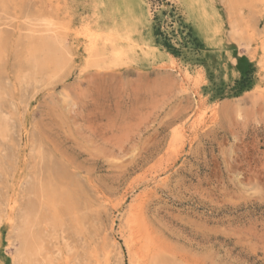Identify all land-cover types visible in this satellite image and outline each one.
<instances>
[{"label":"rangeland","instance_id":"obj_1","mask_svg":"<svg viewBox=\"0 0 264 264\" xmlns=\"http://www.w3.org/2000/svg\"><path fill=\"white\" fill-rule=\"evenodd\" d=\"M190 1L0 0V264H264V0Z\"/></svg>","mask_w":264,"mask_h":264},{"label":"bare ground","instance_id":"obj_2","mask_svg":"<svg viewBox=\"0 0 264 264\" xmlns=\"http://www.w3.org/2000/svg\"><path fill=\"white\" fill-rule=\"evenodd\" d=\"M192 1V0H191ZM190 1V2H191ZM194 1V0H193ZM201 2H203V1H201ZM196 3H197V1H196ZM101 4V3H100ZM103 4V3H102ZM187 5V4H186ZM121 6V5H120ZM201 6V5H200ZM203 6V5H202ZM197 7V6H196ZM124 8V7H123ZM200 8V7H199ZM127 9H128V7H127ZM130 9V8H129ZM146 9V8H145ZM197 9V8H196ZM203 9H205V8H203ZM122 10V9H121ZM132 10V9H131ZM130 10V11H131ZM124 12V11H123ZM118 13V12H117ZM202 14H203V12H201ZM202 14H200V16L202 15ZM123 15V14H122ZM199 16V15H198ZM199 16V17H200ZM112 17V16H111ZM119 17V16H118ZM125 17V16H124ZM124 17H121V18H123L122 20L125 22V18ZM205 17V16H204ZM210 17V16H209ZM209 17H208V19L207 20H209ZM114 18V17H113ZM45 19L46 20H48L47 18H44L43 19V21L45 22V23H47V21H45ZM134 19V18H133ZM136 19V18H135ZM134 19V20H135ZM146 19H148V18H146ZM205 19V18H204ZM136 20H138V17H137V19ZM206 20V19H205ZM50 21V20H49ZM83 21V20H82ZM128 21V20H127ZM51 22H53V21H51ZM59 22V21H58ZM136 22H138V21H136ZM41 23V22H40ZM130 23V22H129ZM139 23V22H138ZM53 24V23H52ZM121 24V23H120ZM122 24H123V22H122ZM51 27H52V25L51 24H49ZM49 25H44L45 27L47 26V28H48V26ZM62 25H63V23H62ZM117 25V24H116ZM129 25V24H128ZM131 25V24H130ZM54 26V25H53ZM57 26H60V25H57ZM68 26H70V25H67V27ZM83 26H85V25H83ZM120 26V25H119ZM126 26V25H125ZM124 26V27H125ZM44 27V28H45ZM56 27V26H55ZM54 27V28H55ZM117 27V26H116ZM127 27V26H126ZM125 27V28H126ZM131 27H132V25H131ZM57 28V27H56ZM55 28V29H56ZM69 28V27H68ZM85 28V27H84ZM83 28V29H84ZM121 28V27H120ZM128 28V27H127ZM207 28H209V27H207ZM46 29V28H45ZM51 29V28H50ZM63 29V28H62ZM61 29V30H62ZM82 29V28H81ZM93 29V28H92ZM92 29H90V28H85L84 30H78V31H82V32H80L79 34H80V36L82 35V37L87 41V42H89V44H90V46L92 45V47H93V45L95 44V43H97V41L99 42V39H103L101 36H100V33L98 32V31H96L95 30V28H94V30H92ZM110 29V28H109ZM111 29L113 30V27L111 26ZM123 29V28H122ZM129 29V28H128ZM56 30H58V28L56 29ZM60 30V29H59ZM100 30V29H99ZM106 30H108V29H106ZM125 30V31H124ZM124 30H122L123 31V33L124 32H126V29H124ZM210 30V29H209ZM43 31H45V30H43ZM46 31H48V30H46ZM51 31V30H50ZM77 31V30H76ZM104 31V30H103ZM102 31V32H103ZM114 31H115V29H114ZM131 31V30H130ZM53 32H54V30H53ZM58 32V31H57ZM56 32V33H57ZM69 32V31H68ZM101 32V31H100ZM112 32V31H111ZM121 34H123L121 31H119ZM59 33H60V31H59ZM63 33V32H62ZM73 33V32H72ZM110 33V32H109ZM113 33H115V32H112V34L111 35H109L108 36V38H106V39H108V41L109 42H111V43H113V42H116V40L118 39V36H116V34L115 35H113ZM131 33V32H130ZM65 34V33H64ZM75 34V33H74ZM132 34V33H131ZM131 34H129V35H131ZM216 34V33H215ZM63 34H61L60 36H62ZM76 35V34H75ZM120 35V34H119ZM67 36V35H66ZM123 36V35H122ZM131 37V36H130ZM45 38V37H44ZM117 38V39H116ZM78 39V38H77ZM84 39H83V44L82 45H84ZM121 39V38H120ZM47 40V39H46ZM61 40V39H60ZM59 40V42H60V44H61V41ZM133 40V39H132ZM49 41V40H48ZM63 41V40H62ZM65 41V40H64ZM107 41V40H106ZM128 41H130L129 39H128ZM128 41H125V42H128ZM139 41V40H138ZM54 42H55V40H54ZM132 42V41H131ZM82 43V42H81ZM86 43V42H85ZM103 43L105 44V42L103 41ZM135 43V42H134ZM137 43V42H136ZM50 44V43H49ZM59 44V45H60ZM98 44V43H97ZM100 44V43H99ZM130 44V43H129ZM132 44H133V42H132ZM131 44V45H132ZM114 45L116 46L117 44H114L113 43V47H114ZM127 45V44H126ZM140 45V44H139ZM97 46V45H96ZM108 46V45H107ZM120 46V45H119ZM130 46V45H129ZM133 46H134V44H133ZM132 46V47H133ZM60 47V46H59ZM66 47V46H65ZM70 47V46H69ZM84 47H86V46H83V48ZM109 47V46H108ZM131 47V46H130ZM134 47H136V46H134ZM142 47V46H141ZM150 47V46H149ZM148 47V48H149ZM156 47V46H155ZM51 48V47H50ZM88 48V47H87ZM90 48V52H93V50L91 51V47H89ZM110 48V47H109ZM117 48V47H116ZM125 48H127V47H125ZM125 48H124V50L123 51H125ZM138 48V47H137ZM144 48V47H143ZM154 49V47H151V49ZM60 49V48H59ZM62 49V48H61ZM93 49V48H92ZM122 49H123V47H122ZM131 49V48H130ZM63 50V49H62ZM127 50H129L128 48H127ZM59 51V50H58ZM130 51V50H129ZM139 51H141V50H139ZM154 51V50H153ZM53 52V51H52ZM59 52H61V51H59ZM58 52V53H59ZM84 52V51H83ZM96 52V51H95ZM115 52H116V50H115ZM118 52V51H117ZM58 53H56L57 54V56H59V54ZM63 53V52H62ZM98 53V52H97ZM96 53V54H97ZM100 53V52H99ZM99 53H98V55H99ZM102 53V52H101ZM100 53V54H101ZM121 53H123L122 52V50H121ZM90 55V54H89ZM92 55H94V54H92ZM117 55H118V53H117ZM95 56V55H94ZM90 57V59H91V55L89 56ZM92 58H94V57H92ZM95 58H97V57H95ZM116 60V59H115ZM172 61V60H171ZM94 62V61H93ZM174 64V63H173ZM176 67V66H175ZM174 68V67H173ZM180 68V67H179ZM172 69V68H171ZM180 72V71H179ZM176 73V72H175ZM178 73V72H177ZM179 74V73H178ZM185 76H186V80H190V79H192L193 78V73H191V72H188V71H186L185 72ZM183 78V77H182ZM184 82V81H183ZM189 82H191V81H189ZM185 84H186V82H185ZM184 84V85H185ZM2 124H4V122H3V120H2V118H1V115H0V127L2 126ZM178 140V139H177ZM26 210V209H25ZM30 214V213H29ZM28 214V211L26 210L25 212H23V213H21V216H20V224L18 223L17 225H19L17 228H13V230L11 231V232H15L16 233V230H18L19 231V235L17 236L18 237V240H19V246L18 247H15V246H13V243H11V245L14 247V250H15V253H16V256L13 258V264H18V263H20L19 261H16L18 258L19 259H23V260H25L26 259V256H25V253H27L28 254V252L29 253H31L30 251H29V248L27 249V243H28V239H29V231H30V219H29V215ZM16 218V217H15ZM19 219V218H18ZM14 221H15V219H14ZM17 222H18V220H17ZM15 223H16V221H15ZM15 227V226H14ZM13 238V235H12V237H11V239ZM11 241V240H10ZM15 244V243H14ZM146 247V246H145ZM157 248V247H156ZM12 249V248H11ZM10 252H11V250H10ZM37 257V256H36ZM143 257V256H142ZM35 259V258H34ZM22 262V261H21Z\"/></svg>","mask_w":264,"mask_h":264}]
</instances>
